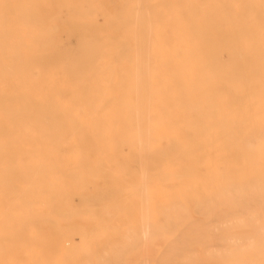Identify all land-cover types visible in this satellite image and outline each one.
<instances>
[{"label":"bare ground","instance_id":"bare-ground-1","mask_svg":"<svg viewBox=\"0 0 264 264\" xmlns=\"http://www.w3.org/2000/svg\"><path fill=\"white\" fill-rule=\"evenodd\" d=\"M233 1L193 0V14L183 0H0V196L15 189L21 173L30 186L53 180L68 186L64 175L45 171L83 165L62 151L71 147L65 144L68 126L84 114L87 127L79 136L87 141L96 135L97 112L117 123L125 118L124 125L131 120L126 129L106 123L101 134L127 132L141 152L176 141L162 180L178 185L158 208L149 194L143 207L135 204L131 192L133 218L124 209L115 217L106 209L93 215L101 221L98 229L86 218L81 232L90 237L81 245L55 244L54 232L39 238L24 224L54 223L34 208L6 204L0 211L27 219L15 232L10 221L0 225V264H12L10 258L25 264H188L202 255L221 264H264V3L239 0L246 7L236 12ZM71 36L76 46L67 43ZM214 129L225 136L212 153ZM11 136L20 143L14 153L27 158L22 167L9 158L16 151ZM119 168L123 180L130 177L125 162ZM196 214L203 217L199 223ZM158 239L164 244L143 245ZM214 240L221 243L209 244ZM49 242L52 251L45 254Z\"/></svg>","mask_w":264,"mask_h":264},{"label":"rangeland","instance_id":"rangeland-1","mask_svg":"<svg viewBox=\"0 0 264 264\" xmlns=\"http://www.w3.org/2000/svg\"><path fill=\"white\" fill-rule=\"evenodd\" d=\"M121 2L122 0H114V3L118 5L121 4ZM183 2H185V4H190V10L193 14L197 12V4L194 3L193 0H183ZM232 3L236 7V12H243L244 8L246 7L244 4L240 3L239 0H234ZM98 16L99 18H101L100 14ZM54 17L56 18V15L51 16V18ZM111 25L112 23L109 24V26ZM62 36L64 37L65 35ZM67 43L72 46H76L77 38H75V36H71L67 40ZM48 71H50V69H48ZM48 75H50V73ZM75 104L76 105L74 106H85L84 104ZM91 106L103 107L111 105L95 103L91 104ZM101 114H103V112H97V117L93 121L95 123L94 125L96 129V135L90 136L87 141H85L83 137L79 136V132L87 127V121H84L86 119H83L84 116H82L84 114L81 115V118L77 123L75 122V120L77 119H72L73 123L68 126L69 128H71V134L69 135L70 137H68V142L65 141V144L67 145L69 144V142H71V147L70 149H63L62 151L64 153H67L70 159L72 158V154L73 157L75 156L73 160L82 159L80 163H82L83 165L76 164L75 167L71 168H69L68 166H64V168L60 167L57 169L50 168L48 169V171H45V174L49 177L51 175L53 176L55 172H57V175L59 173L60 175H64L66 181H68V186L66 185L65 187H62L61 180L48 181L44 186H41L39 182L34 181L33 184L30 186L26 184L27 180L25 178V174L21 173L20 176H18L15 180L17 182V185L15 186L16 191L15 189H13L12 192L10 191L11 193H7L6 195L0 196V209H3L6 204H11V206L12 204L13 206L20 205L21 207H23L22 211L24 209L26 210V212L27 209L34 208L36 209L38 216L41 219H50L54 223L48 224L45 222L46 220H40V223L43 222V224H41L42 226L44 225L45 228H43L40 223H38L37 225L31 222H28V224H24L27 228L32 229V231H35L39 238L44 237V235H47L50 232H54L57 235L55 239V244L57 243L64 245L67 244L70 240L76 245H81L83 239H86V237H90V235L88 234H86L85 237H83L82 235L83 232L81 231L84 220H86L87 218L88 222L87 220L86 222L89 225V228L95 225L93 228L98 229V224H101V221L98 218L93 217L95 213L98 212L99 215L107 209L106 211L111 214V216L115 217L124 209L125 212L130 215V217L133 218L135 216L136 210L133 206V199L130 197L131 192H135L137 195L134 201L135 204L141 206L140 202L142 201L141 207H143L147 201L144 199V196H147L146 194L152 195L154 197L153 204L155 208L156 206L158 208L159 205H164L167 202L169 192L178 187V185L174 184H169V186L167 187L164 184V181L162 180V177L164 176L166 171V161L169 156H167V154L173 151L172 149L176 141L174 143L171 142L172 144L170 145L165 144L161 141V144H153L141 152L138 150V144L136 143L135 137H131L130 134H127V132L123 135H116L114 133L108 134L107 137L101 134V129L105 127L106 123L108 124V127H110V129H113L114 127L126 129L127 125H129L128 128H132L131 120L129 121V123H127V125H124V123L127 122L125 118H123L119 123H117V117H114L113 115L104 117ZM26 121L23 122L27 123ZM49 122L51 121L49 120ZM152 122L156 125L157 123H162L161 121L157 120H153ZM224 136L225 134L220 133L217 129H214V133L213 135H211V141L213 144L212 146H210L211 148L213 147L212 153H214L215 145H217L218 141L222 137V139H224ZM7 138L9 140H12V144H15L11 149L16 150L10 154L9 158L13 159L15 164H17L19 167H22L25 164L27 158L22 154L14 153L18 152L17 149H19L20 143H17L16 136H11ZM184 138L185 136L182 135L181 140H184ZM36 144H39V140L36 141ZM46 147L48 149L52 148L53 144L48 143L46 144ZM153 147H155V151L154 149H152ZM146 150H148L147 156L144 154ZM159 150H161V153H159ZM137 151L139 152V154L143 153L140 154V156L144 155V157H141L138 160V157L140 156L137 155ZM152 151L156 152V154ZM150 152L154 154V156L151 155ZM82 153L83 155L80 156ZM59 154V151H56L52 156H56V158H58ZM161 156L166 157L162 159ZM35 157L36 156H32V159ZM148 158L150 159V161L148 160ZM153 159L157 162H155ZM210 159L211 160L209 161V164L212 165L214 171H217L219 167V161L216 160L215 156L213 157L212 155ZM140 160L144 162L143 164H146V166H141L142 162L140 164ZM121 161L123 163L125 162V164H127L130 170V177L125 180H123L121 176V169L119 168L121 167V164H123ZM144 171L146 174V178H144L145 180L144 182H142L140 179V175H142ZM35 177H41V172H39V169H37ZM185 178L188 179L189 177ZM28 186H30V188L35 189V191H31ZM22 188H24V192L26 189L28 190V193L25 194V199L23 200L20 199V193H22ZM141 195L142 197H140ZM196 216L197 222L199 223L201 220L199 219V217L202 216L198 214H196ZM26 219L27 218H24V216L22 217V215L21 217H19L18 213H15L14 211H0V225L4 223V220L10 221L12 224L10 230L14 232L21 228H25L22 224L23 221H25ZM224 224L225 223L223 222V225ZM150 227L151 226L147 228L149 229ZM115 228L116 227H113L112 229L114 230ZM119 228L120 227L118 226V229ZM126 228L132 229V226L129 225L126 226ZM229 232H231V230L229 229V227L225 226L223 228V234L227 237L228 235H230ZM119 233L117 232L116 234L119 235ZM212 234L210 233L211 236ZM214 235L213 237H215L216 239V236ZM218 236L219 233L217 234V237ZM143 242V245L145 244V242V245L155 244L157 246H161L164 244V242L160 241V239L155 240L153 242L149 240ZM20 243L23 244V242ZM219 243L221 242H216L214 240V242H210L209 244ZM139 244L142 243L140 242ZM51 246V242H49V245H44L42 247L43 253L49 254L52 251H50V248H52ZM202 256L197 258L199 260L195 259V262H189L188 264H221V262L217 261L214 257H212V259L211 257H208L210 260H207V257L202 258ZM9 261L12 264H25V261H23L22 258H17L15 261L10 258Z\"/></svg>","mask_w":264,"mask_h":264},{"label":"snow or ice","instance_id":"snow-or-ice-1","mask_svg":"<svg viewBox=\"0 0 264 264\" xmlns=\"http://www.w3.org/2000/svg\"><path fill=\"white\" fill-rule=\"evenodd\" d=\"M262 3H264V0H262Z\"/></svg>","mask_w":264,"mask_h":264}]
</instances>
